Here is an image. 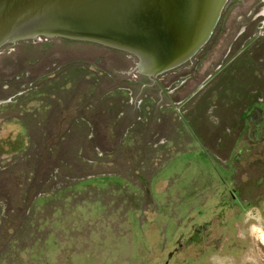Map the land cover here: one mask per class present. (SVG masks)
<instances>
[{
    "label": "rangeland",
    "instance_id": "374dc122",
    "mask_svg": "<svg viewBox=\"0 0 264 264\" xmlns=\"http://www.w3.org/2000/svg\"><path fill=\"white\" fill-rule=\"evenodd\" d=\"M203 51L173 109L124 52L0 49V264H264V0Z\"/></svg>",
    "mask_w": 264,
    "mask_h": 264
},
{
    "label": "water",
    "instance_id": "95a60500",
    "mask_svg": "<svg viewBox=\"0 0 264 264\" xmlns=\"http://www.w3.org/2000/svg\"><path fill=\"white\" fill-rule=\"evenodd\" d=\"M229 0H0V49L42 39L89 42L136 59L156 78L210 39Z\"/></svg>",
    "mask_w": 264,
    "mask_h": 264
},
{
    "label": "flooded vegetation",
    "instance_id": "af4514ba",
    "mask_svg": "<svg viewBox=\"0 0 264 264\" xmlns=\"http://www.w3.org/2000/svg\"><path fill=\"white\" fill-rule=\"evenodd\" d=\"M230 1L231 0L228 1L225 8L223 9L221 16H220V19H221L222 14L225 11V9L227 8ZM220 19H219V21H220ZM219 21H218V23H219ZM218 23H217V25H218ZM217 25H216V27H217ZM216 27H215V29H216ZM212 36H213V33H212L211 37ZM211 37H210V39H211ZM210 39L189 61H187L186 63H184V64H182V65H180L174 69H171V70L157 76L156 78H148V77L142 76V75L138 74L137 71H136V74L141 78H145L147 80H150L152 82V84L154 83L159 89H161L164 92V95L167 97L168 101L171 102L172 99L175 100L176 96H178L180 94L179 92H181L182 87L179 88L177 86V83L178 82H179V84H183V83H180L179 80H182L184 82V84H186L188 79L193 80V79L197 78V73L202 68L203 62H204V51H203V49L209 43ZM43 40H50V39H43ZM61 40H66V39H61ZM66 41H71V40H66ZM73 42H79V41H73ZM87 43H89V42H87ZM90 44H94V43H90ZM249 44H250L249 42H246V44L241 46V49L239 50V52H237L235 54L234 57H236L242 51V49H246ZM95 45H98V44H95ZM98 46H102V45H98ZM102 47H105V46H102ZM106 48H109V47H106ZM109 49H112V48H109ZM113 50H115V49H113ZM117 51H119V50H117ZM119 52H122V51H119ZM127 55H129V54H127ZM129 56H131V55H129ZM131 57H133V56H131ZM234 57H232V59ZM230 60H231V58L228 59L226 62L222 63L220 66H218L217 69L211 75H209L207 77L206 81L208 79H211L212 76L215 73H217L221 69V67ZM135 66H136V63H135ZM183 69H185V70L183 71ZM203 86H204V81H202L196 89L192 90L189 94H187L183 98H181L179 100V102L178 101H176V102L172 101L173 109H177V108L181 107L186 101H188ZM168 88H170V90H171L170 93L166 92V89H168ZM175 112L178 113L179 111L175 110Z\"/></svg>",
    "mask_w": 264,
    "mask_h": 264
},
{
    "label": "bare ground",
    "instance_id": "6f19581e",
    "mask_svg": "<svg viewBox=\"0 0 264 264\" xmlns=\"http://www.w3.org/2000/svg\"><path fill=\"white\" fill-rule=\"evenodd\" d=\"M264 236V235H263ZM262 237V236H261ZM264 241V239H262Z\"/></svg>",
    "mask_w": 264,
    "mask_h": 264
}]
</instances>
